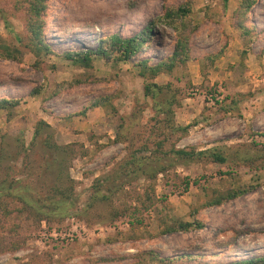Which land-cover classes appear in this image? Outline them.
<instances>
[{
  "label": "rangeland",
  "instance_id": "374dc122",
  "mask_svg": "<svg viewBox=\"0 0 264 264\" xmlns=\"http://www.w3.org/2000/svg\"><path fill=\"white\" fill-rule=\"evenodd\" d=\"M187 1L185 19L194 26L188 58L149 79L169 87L153 101L143 95L135 63L171 55L176 32L163 22V11ZM239 1L44 0L41 38L50 52L35 57L26 45L27 0H0L17 34L15 39L0 17V38L20 52L19 62L0 59V98L17 100L0 108V143L12 156L1 165L11 166L9 177L26 180L34 201L22 207L0 188V264H172L165 258L176 257L178 264H226L264 254V0H253L245 12ZM148 25L154 36L133 60L91 55L90 67H82L64 57ZM76 78L82 81L59 85ZM98 96H107V105H90ZM169 100L170 116L154 110ZM40 120L47 127L32 139ZM186 124L183 135L168 127ZM47 133L54 144L70 146L60 169L52 147L42 143ZM158 141L163 152L212 148L225 162L155 152ZM131 153H150L157 158L152 166L163 167L152 180L149 206L140 202L149 181L124 175L117 179L121 188L105 193L109 203L80 211L95 178ZM57 173L72 180L68 199L59 202L65 214L49 207L57 198L47 187ZM186 179L197 183L184 190ZM230 188L247 191L218 205L202 204ZM161 216L198 220L202 228L161 233Z\"/></svg>",
  "mask_w": 264,
  "mask_h": 264
},
{
  "label": "trees",
  "instance_id": "16d2710c",
  "mask_svg": "<svg viewBox=\"0 0 264 264\" xmlns=\"http://www.w3.org/2000/svg\"><path fill=\"white\" fill-rule=\"evenodd\" d=\"M253 0H240L238 5V10L245 12ZM44 9V0H27L26 6V19L24 22V27L27 32V43L26 45L30 48V52L38 57L40 53L50 52L46 44H44L41 38V26L43 25L42 12ZM190 12L189 2H184L183 4L175 7L174 9L165 8L163 11V22L166 25H170L173 30L176 32V38L174 42V47L171 55L167 57L164 61H160L154 64H148L146 60L140 59L135 63L137 73L140 77L144 79L143 83V95L150 97L153 101L157 94H161L164 89H169L168 84L159 85L154 82H150L149 79L153 78L156 74L161 72L169 71L176 63H183L188 58V45L187 37L188 33L194 29V26L189 24V21H186L185 17ZM1 13V19L3 22V27L12 33L13 37L16 39L17 34L12 32L10 29V24ZM152 26L148 25L141 29L138 33L133 36L122 38L119 35H110L104 39H98L93 50L89 51H77V52H66L64 57L68 60L73 61L74 63L79 64L82 67H90L91 65V55H97L104 59L112 58L119 61H130L133 60L132 57L141 49L142 44L146 41V38L153 37L154 34L151 31ZM0 59H9L20 61V52L16 46L9 45L5 43L0 38ZM36 63V62H35ZM95 80V79H93ZM80 78L73 80L61 82L59 85L62 87H71L77 82H81ZM33 93V92H32ZM171 99L173 100V95L170 94ZM171 100L166 101L167 106L164 109L154 106V110L160 111L168 116L171 115V110L169 108ZM108 103L107 96H98L91 100L92 106H104ZM17 104V100L11 98H0V108H5L6 106H13ZM155 105V104H154ZM44 124L41 120L37 121L33 128L32 139H34ZM190 124L184 126L169 125V130L172 132L179 131L180 135H183L187 132ZM259 134L264 135V132H259ZM2 143V142H1ZM0 143V168L2 170L0 178V188H2L3 195L9 196L10 198L16 200L20 203L22 207L30 208L34 205L33 199L31 196L27 195L30 192V187L27 185L26 180H15L13 177H9V169L11 166H2L1 160L10 158L12 156L8 155L1 147ZM42 143L46 146H50L53 149L52 159H55L54 165L60 169L63 162L70 154L69 145H57L51 142L50 134H46V137L42 140ZM162 142L158 141L155 143V152L160 153H170L179 158H185L189 160L203 159L209 160L214 163L222 164L225 162V156L219 151L214 149H203V150H184V149H174L171 148L168 152H163L161 150ZM62 156L58 159L57 155ZM13 159V158H12ZM157 159L150 153L143 156H136L134 153L127 155L123 158L119 165H117L111 172H108L98 178H95L94 183L91 188V195L89 196L88 204L80 211H86V208H90L93 205L98 204L99 202L109 203L111 200L106 195V192L111 191V189H118L122 187V182L117 181L121 176L125 177L130 175V178H139L142 177L145 179L147 184L143 189V200L142 204L146 209L149 206L151 196H153V184L152 180L155 178L156 174L162 172L163 167L161 166H152L153 161ZM55 167V169H56ZM53 168V164H52ZM22 182V183H20ZM30 182V181H29ZM72 180L68 178L67 174H55L54 180L47 187V189L52 192V196L57 198L49 206L52 211H58L60 214H65L59 206V202L67 200L69 191L71 190ZM120 182V184H118ZM196 184L197 180L193 179L189 182L186 179L183 182V189H187L189 184ZM42 183L39 184L41 186ZM103 190V193L100 194V191ZM247 191L246 188H230L225 191H217L216 194L208 197L202 204L203 205H218L224 200H231L236 197L241 196ZM147 203V204H144ZM44 205V204H42ZM5 214L8 212L5 211ZM160 226L162 227L161 233H168L174 231H187L188 229H201L202 222L198 220H192L190 222L174 220L171 218H166L161 216ZM187 256V255H186ZM189 257V256H187ZM175 259H166V261L173 260L172 264L176 263ZM181 258V257H180ZM191 264V263H188ZM193 264H205V263H193ZM226 264H264V254L259 256H253L246 259L235 260Z\"/></svg>",
  "mask_w": 264,
  "mask_h": 264
}]
</instances>
